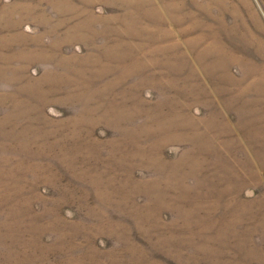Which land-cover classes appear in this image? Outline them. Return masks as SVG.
<instances>
[{
    "label": "rangeland",
    "instance_id": "1",
    "mask_svg": "<svg viewBox=\"0 0 264 264\" xmlns=\"http://www.w3.org/2000/svg\"><path fill=\"white\" fill-rule=\"evenodd\" d=\"M0 264H264V0H0Z\"/></svg>",
    "mask_w": 264,
    "mask_h": 264
}]
</instances>
